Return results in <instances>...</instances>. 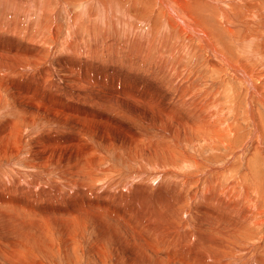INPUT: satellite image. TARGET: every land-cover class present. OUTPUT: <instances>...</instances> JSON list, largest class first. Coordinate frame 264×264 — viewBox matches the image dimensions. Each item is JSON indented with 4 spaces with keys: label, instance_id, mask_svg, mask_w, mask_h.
I'll return each instance as SVG.
<instances>
[{
    "label": "bare ground",
    "instance_id": "bare-ground-1",
    "mask_svg": "<svg viewBox=\"0 0 264 264\" xmlns=\"http://www.w3.org/2000/svg\"><path fill=\"white\" fill-rule=\"evenodd\" d=\"M58 45L70 55L52 61ZM114 55L138 60L140 71L145 62H153L162 83L143 80L130 64L128 74L111 66ZM192 58L196 63L191 66L201 64L198 69L187 66ZM98 65L110 66L108 73L99 72ZM212 75L220 82L214 84ZM233 90L236 105L226 100ZM8 95L24 113L9 116L0 111V139L10 138L22 152L21 135L32 132L30 164L69 162L55 175L52 170L35 172L34 181L27 180L29 189L53 183L71 195L70 208L54 204L49 207L52 214L63 210L81 223L103 222L111 230L114 225L107 218H114L132 232L118 247L119 255L125 249L131 253L132 264H264V176L256 177L252 169L258 157L264 161V0H0L1 107ZM140 95L145 109L138 114L145 123L124 133L131 158L141 160L140 168L128 177L100 176L106 168L100 167V158L90 156L94 147L87 139L102 121L123 132L119 116L138 110L135 99ZM94 109L98 113L90 115ZM234 111L247 122L239 144L209 162L198 157L200 148L216 149L219 133L227 131L221 125ZM44 114L67 122L50 120L40 128L36 120ZM31 125L40 129L28 131ZM101 137L105 145H113L109 131ZM142 138H148L145 147L139 145ZM221 145L228 147L224 141ZM177 146L185 156L170 152ZM151 148V156L141 153ZM236 159L245 165L247 177L232 176ZM168 165L177 171L166 170ZM148 167L155 169L148 172ZM14 171L24 181L23 171ZM12 174L3 173L10 180L6 184L22 186L18 177L11 180ZM128 179L118 188L122 184L117 180ZM23 188L21 193L26 192ZM17 199L29 212L41 209L34 199ZM0 200L7 201L8 195H0ZM88 236L82 232L74 253ZM92 247L101 254L97 245ZM98 252H88L86 260L106 263ZM17 254L15 250L8 257Z\"/></svg>",
    "mask_w": 264,
    "mask_h": 264
},
{
    "label": "rangeland",
    "instance_id": "rangeland-1",
    "mask_svg": "<svg viewBox=\"0 0 264 264\" xmlns=\"http://www.w3.org/2000/svg\"><path fill=\"white\" fill-rule=\"evenodd\" d=\"M64 24H65V30H66L67 22L66 23L64 22ZM67 34H68L67 31L62 33V35H63L62 39H66ZM58 47H59V45L56 47V49L51 54V60L52 61H55L60 57H65V56L70 55V54H63L64 50H61ZM113 59L116 61V63L114 65H111V66H116L118 68H121L122 70H126V71H124L126 74L130 73V71H129V70H131L130 65H132L136 75H138L143 80H148V81L158 80L155 85H159V86L163 81V79L159 78L158 71H157L155 64L153 62H145V65L141 69L143 72H145V73H143L142 71H140V65H139L140 63L136 59L131 60L128 56H120V55L119 56L114 55ZM193 63H196L194 58L187 61V64H188L187 66L193 67V66H191V64H193ZM128 64H130V65H128ZM200 65L201 64H197V67H193V68L198 69V66H200ZM108 67H110V66L99 67V65H98V70H99V72L106 74V73H108V70L106 69ZM32 68H34V67H32ZM138 72H141L143 74V76L141 73H138ZM200 72H205V70L202 69ZM95 73H98V71H95ZM210 78H214L212 80V82L214 84H217L220 82L219 77L216 75H212V76H210ZM142 86H143V84H142ZM12 100H13L12 97L10 95H8V97H7L8 103L3 105L2 107L0 106V111L3 114H7L9 116H15L17 114L19 115V113H24L23 108L19 106L18 102H16V104L13 105V103H11ZM226 100L231 101L232 104L236 105V102L238 100L237 93L233 90L231 95L229 97H227ZM135 101L138 103V110L136 109V111L135 110L131 111L129 113V115L121 114L119 116V118L121 119V121L125 125V130H123V132H121V131L116 132L117 129L111 128V125L109 122L105 123L102 121V125L100 127H96L95 128L96 130L87 139V143L94 147L90 156L91 157L97 156L98 158H100V160H101L100 167L104 168V170L106 168V170L104 172L100 173V176H104L105 178L110 177V176L116 177V178L117 177H128L132 172L136 171L137 168L138 169L140 168L141 160L138 161L133 157L131 158V155H130L131 150L129 149L130 147L128 146V144L125 140L126 138L124 137L125 132L129 133L126 131L127 127L139 128V125H143L145 123L139 117V114H138L143 109H145V105H144L145 100L140 95L135 99ZM97 113H98L97 109L90 111V115H95ZM262 113L264 116V112H262ZM90 117L95 118L93 116H90ZM50 120H54L57 122H64V123L67 122L65 119H52V118H50V116H48V114H44L42 118H38L36 121H38L37 124L40 126V128H43L44 125H42V124L47 125V123ZM125 120L127 122H125ZM18 122H20L21 124L24 123V122H22V119L20 117L18 118ZM31 126L28 128V131H32L35 128L40 129L38 127L34 128V126H32V127ZM241 126L243 127V130L238 131V128ZM221 127L226 128L227 131L225 133H219V136H221V137H220L219 145L216 146V149L213 150L212 147H210V146L207 148H200L199 153H198V157H201L204 160H206L207 162H209L213 156L219 155V153L223 154L224 152H226V149L232 147L231 146L232 144L235 143V145H238L239 141H241L240 140L241 135L243 134L244 130L247 128V122L242 118V115L240 113H237L236 111H234L233 114H227V117L224 121V124L221 125ZM230 129L233 130V133H229ZM49 131L55 132L53 130L52 131L49 130ZM105 131H109L111 136H113V141H112L113 145L112 146L105 145L106 141L101 137V134ZM21 136L25 139L24 150L22 152L19 151V146H17V147L14 146V143L12 142V140H10V138H6V139L4 138V141H3V138L0 139V146H1L0 147V150H1V153H0V177H2L0 180V185H1L0 191L4 190L3 192H0V195H4V194L8 195L7 201L3 202L0 200V264H70V263H72V264H92V260L90 259L88 262L86 260V257H88L90 254L88 252H92V253L98 252L97 250L93 249L92 246L94 244H95V246L97 245V248H99L101 251V254H99V252H98V255H99V256L97 255L98 258L100 259L103 256L106 259V263L104 262V264H115V262L119 259H124L121 261V262H123L122 264H124V263L126 264L128 261H130V263H128V264H132V262L130 260V257H132V255L127 249H125V251L122 252L121 255H119L120 252L118 251V247L122 244L125 245L126 239L127 238L130 239V237L132 235V232L130 234V231L127 227H125L124 225H121L117 222H114V218H107V216H103V220H106V218L111 219L113 222V225H114L113 230L108 229L107 227L105 229L103 222H101L103 224L100 223V224H98V226L96 223H93L91 221H89L88 224L83 223V222L81 223L80 220L73 218L70 214H68V212L66 213V211H63V210H61V213H57V214L53 213L52 214L49 211V207L51 205L56 204L59 206V203H60V205L65 206L64 204L66 203V206H67L66 210L68 208H70L68 205V202L70 201L69 196H71V195H68L67 192H64L65 190H61L62 188L59 185H57V184L53 185V183H50L51 185L50 184L49 185L43 184L44 186L42 187L43 189L41 188L42 190L39 189L40 190L39 191L38 189H36L38 191V193L35 192L36 190H34V189H29V187H28L29 184H27V180H29L28 182H31L33 180L31 177H33L35 175L34 174L35 172L36 173L37 172H46L47 170H52V171H55L52 173V175H55V174H57V172L59 173L61 165L69 163V162H62V163L56 162L52 165H50L51 164L50 163L49 165L43 164L41 166H36V165L30 164V162H34V160L31 158V155L33 156L34 148H33L32 141L35 138V135H33L32 132H24ZM147 140H148V138L140 139L139 145L145 147ZM221 141H224L228 145V147L222 146ZM1 143H3V144H1ZM2 145H4V146H2ZM11 145L13 146V148ZM168 148L170 149V147H168ZM192 148H193V146H192ZM192 148H190V151H194ZM7 149L9 150L8 152H7ZM14 149H15V151H14ZM154 150H155L154 148H151L147 151H142L141 153L145 154L147 156H151V152H153ZM182 151H183V149L177 146L175 151H170V152L175 153V155H176L175 157H178L180 154L185 156V154L182 153ZM101 158H103V160ZM79 160L77 162H79ZM134 160H136V161H134ZM173 160H175L177 162H179V161L181 162V160H179V159L174 158ZM167 161H172V160L167 159ZM216 164L218 165L219 163H216ZM234 165L236 166V167L234 166L235 168L232 169V176L234 178L235 177H241V176L247 177L245 165H243L239 161V159H236L234 161ZM15 169H17L18 171H23V174L26 176V178H24V181H23V178H21L20 175L14 171ZM153 169H155V168L154 167H152V168L148 167L147 171L150 172V170H153ZM252 169H253V173L256 175V177L264 176V161L258 157L253 162ZM7 170H8V172L10 171L11 174L14 171V174H12V176H11V180L14 181L15 178L18 180V178H19L20 184L25 188V191L27 193L24 192V190L21 193L22 186L18 187V186L11 185V186H14V189H12L13 187L6 184L7 181L8 182L10 181L9 179H6L5 177L3 178V176H5V175H3V173H8ZM166 170H171V172H173V171L175 172V171H177V168L174 166L168 165V166H166ZM202 170L203 169H200V170H196L194 172H199ZM24 171H26V173H28V174H26ZM112 175H114V176H112ZM104 177H103V179H104ZM12 178H14V179H12ZM3 179H6V181L4 180V183H3ZM129 181H130L129 179L128 180H121V181L117 180L118 184H122V185L118 186V188L122 187L123 185H124L123 187H125V184L128 183ZM42 183H43V181H42ZM4 184H6L8 186V189H7V186ZM55 185H57V187ZM2 187L6 188L7 190L2 188ZM15 187L16 188L18 187L17 188L18 190L15 189ZM26 187H27V189H26ZM45 187L46 188L48 187L49 190L46 189ZM11 189L13 190V193H11L12 192ZM44 189H46V190H44ZM50 189H51V191H50ZM5 191H6V193H5ZM33 191H34V193H33ZM53 191H56V192H54V194H53ZM62 192H63V194H62ZM146 192L150 193L149 190H146ZM47 193H49V194H47ZM58 193H60V196ZM166 193L168 195V190ZM15 194H16V196H15ZM170 194H172V193L169 192L168 196L170 198H172L173 194L172 195H170ZM43 195H46L47 198ZM52 195H54V196H52ZM12 196H13V199H12ZM14 197L19 198V199H27V198L31 199L32 197H34L33 199L35 200V205H37L38 207H41V209H40V211L34 210L33 213H32V211L29 212L28 207H27V209L20 208V205L18 203V199L15 200ZM52 197H56V198H53V200H51ZM67 197H69V198H67ZM90 197L91 198H97L94 195H87V194L85 195V198H90ZM33 199H31V201H33ZM40 200H42V201H40ZM55 200L58 202L56 203ZM121 206L124 207L125 205H121ZM134 207H138V204L134 203ZM29 213H30V216L32 215L31 217L29 216ZM34 213H35V215H33ZM65 213H66V215H65ZM50 214H51V216H50ZM53 215H54V217H53ZM93 216L94 215L91 214L88 217L93 219L95 217V216L94 217ZM27 220L29 223L27 222ZM36 220H38V221H36ZM98 227H100L101 229H99ZM14 228H16V230ZM70 229H71V231H70ZM4 230L6 232H4ZM8 230H9V232H8ZM13 231H15V232H13ZM82 232H86L89 235L88 236L89 239L81 238L82 240L77 244L78 248L76 247V251L74 253L73 245L77 240L80 239V235L82 234ZM7 233H9L10 235ZM69 235H70V237H69ZM17 236H18V239H17ZM15 239H17V240H15ZM70 239H71V241H70ZM54 242H56V243H54ZM70 244H71V247L69 246ZM79 244H81V246ZM84 246L87 248L86 249V251H87L86 257H85L84 252H83ZM70 248H71V250H70ZM15 250L17 251L18 254L12 256L11 258L8 257V256L12 255V251H14V253H15ZM8 253H9V255H8ZM109 254L114 255V258L111 259ZM67 255L70 256V258H71L70 260H69V257ZM68 261H69V263H68Z\"/></svg>",
    "mask_w": 264,
    "mask_h": 264
}]
</instances>
